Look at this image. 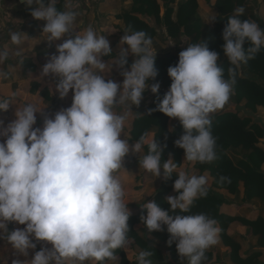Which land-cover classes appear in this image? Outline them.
<instances>
[{"label": "clouds", "instance_id": "9594fccd", "mask_svg": "<svg viewBox=\"0 0 264 264\" xmlns=\"http://www.w3.org/2000/svg\"><path fill=\"white\" fill-rule=\"evenodd\" d=\"M30 15L43 20V33L48 41L72 38L57 45L56 53L42 66L40 79L58 78L55 91L61 99L72 91L69 107L46 119L43 128L37 124V113L31 103L16 107L12 121L0 119V239L25 257L23 264H85L95 260L117 259L116 250L128 244V220L131 211L125 203V192L114 175L130 153L137 155L146 173L173 183L176 192L168 196L167 210L155 201L141 208V222L149 233L166 231L167 243H175L181 258L188 264H202L205 252L218 243L216 221L204 213H189L197 198L207 196V177L176 172L172 159L162 163L163 148L155 140L141 136L129 144L122 138L125 115L113 111L117 105L139 106L144 93L156 95V107L169 118L178 119L184 132L174 141L184 150L185 160L211 163L216 159V139L211 132V116L230 100L235 84L236 68L255 58L264 48V28L248 19H240L244 7H237L222 31V50L230 65L228 79L218 63L219 54L209 50L200 40L179 52L178 63L169 66L168 91L159 96L160 83L155 80L156 53L152 39L144 31L129 29L121 37V49L111 66L122 71L121 83L106 80L108 69L104 57L112 55L110 41L89 27L83 34L74 32V11H60L56 0H22ZM210 17L207 22H213ZM13 44L20 45L25 33L10 34ZM126 46V47H125ZM134 57L130 66L128 57ZM8 52L0 50V64ZM0 72V76H4ZM13 97L0 98V112L14 105ZM175 173V174H174ZM229 182L225 176L220 182ZM179 210V211H177ZM24 225L8 231L7 225ZM35 241V242H34ZM37 242L51 244L35 251ZM152 253L141 251L138 264H153ZM14 264H20L19 261Z\"/></svg>", "mask_w": 264, "mask_h": 264}, {"label": "trees", "instance_id": "16d2710c", "mask_svg": "<svg viewBox=\"0 0 264 264\" xmlns=\"http://www.w3.org/2000/svg\"><path fill=\"white\" fill-rule=\"evenodd\" d=\"M161 1L165 9L163 17H160V6L157 0H133L131 10L121 18L125 25L124 32L129 29L142 30L153 41V38L157 37L156 28L164 26L165 39L178 43L184 42L182 50L190 44L203 40L209 50H214L219 54L218 63L224 69L226 80L230 65L222 50V31L227 24V19L234 15L237 7L242 6L245 11L240 19L253 20L264 28V21L258 14L260 7L264 12V0H216L213 6L216 20L212 22V26L201 22L197 0L179 1L174 18L171 5L176 0ZM63 5L62 0L56 3L60 11H63ZM146 19H151L153 25L148 24ZM114 57L112 54L104 58L113 59ZM178 58L179 56L170 52L156 53L155 67L158 75L149 83H160V98L168 91L172 82L167 69L178 63ZM132 62L128 60L126 67ZM39 88L38 83L32 82L29 91L34 95L38 94L44 101L53 102L49 89L45 87L39 90ZM146 93L147 91L143 98ZM156 100L157 97L154 95L145 108L135 110V118L127 140L129 144H133L141 136H144L147 141L149 138L154 139L163 148L162 163L163 159L171 158L179 167L184 150L177 147L174 141L183 134L184 130L180 122H176L169 130L168 121L171 118L159 111H150L156 107ZM231 105H234L235 109L229 110ZM258 108L264 110V48L256 54L255 58L236 68L235 84L230 100L211 116V132L216 139V159L211 163L192 162L193 168L198 170L200 175L208 176L210 182L207 187V196L197 198L189 213L185 214L204 213L216 221L219 239L221 244L229 250L226 257L232 264H259L256 261L257 255L253 252L243 257L240 255L239 243L228 234V228L234 222L246 227L247 235L256 237V245L264 249V219L257 217L255 220H248L222 213L221 208L228 202L220 193L224 191L229 195L238 196L242 189L244 202L258 201L264 205V148L260 147V141L264 139V125H261L259 119L254 117ZM54 112L55 109L52 108L49 113L54 114ZM46 119H48L46 116L38 118L35 127H39ZM146 152L147 145L143 150L144 155ZM231 155L237 157L236 162L232 160ZM221 176L228 177L230 183L227 181L221 183ZM175 179L177 178L174 175L168 181L163 179L151 200L146 199L133 206L135 213L130 215L128 220V244L125 248L132 250L138 247L141 251L151 252L150 259L153 264H188L187 259L181 260L179 257L175 243L172 245L167 243L169 234L166 226H164V231L149 233L140 220L142 214L146 215V210L141 208L146 202L155 201L163 209L169 208L165 197L173 190ZM149 236L152 239H148ZM116 256L117 264H138L137 259L129 261L123 249H117ZM205 257L202 264H218L219 257L214 251L206 250ZM106 261L108 260H105L103 264Z\"/></svg>", "mask_w": 264, "mask_h": 264}, {"label": "crops", "instance_id": "0c3cea01", "mask_svg": "<svg viewBox=\"0 0 264 264\" xmlns=\"http://www.w3.org/2000/svg\"><path fill=\"white\" fill-rule=\"evenodd\" d=\"M62 1L64 4L63 11L67 10V7L71 6L70 4H75V0H62ZM76 1H80V0H76ZM92 1L94 2L92 14L91 12L88 11L83 12L82 13L83 15L79 16V18L82 19L81 22L76 26H72L73 31L83 34L89 27H91L98 36L104 35L110 41V46L112 48L113 54L115 53V51L119 52L122 47L120 44V40L121 37L124 35V30H125V25L121 18L126 12L131 10V7L133 5V0H92ZM179 1L181 0H176V2L171 5V7L174 10L173 18L175 17L177 3ZM208 1L210 6L212 7L216 2V0H208ZM45 2L47 3V0H45ZM58 2L59 0H56V3ZM157 2L160 6V17H163L165 12V9L163 7V2L161 0H157ZM200 2L201 0H197L198 5L200 4ZM260 11L261 10L259 9L258 12L260 13ZM213 14L216 15L214 11ZM146 22L148 24L153 25V21L151 19H146ZM44 24L45 21L34 19L30 15V10L26 9L24 3H21L20 0H0V50H4L8 52V58L4 61L3 64H0V72H3L5 74L4 76H0V91H1L0 98L2 97L7 98L14 96V100H15V98L18 97L17 94L18 90L13 91L11 89L12 83L14 81L13 75L16 76L18 75L19 77H21L20 78L21 81H26L28 78H30V76H32L31 77L32 81H36V80L38 81L40 76L39 73H41L40 70L42 69V66L49 60L52 54L56 53L57 45L63 43L64 40L66 39L72 38V36L74 35V33H70L67 34L65 37H62L60 40H55L50 42L47 40V34L42 32ZM206 25L209 26V24L207 23ZM156 30H157V37L153 38L152 41L153 50L162 53L170 52L171 51L169 50L170 46L174 45L173 40L165 39V37L163 36L165 34L164 26L157 27ZM18 31L24 32L25 37L27 35L26 33L29 34V39L27 41L23 40L20 45L13 44L10 39V34ZM19 52H22L20 55H23L20 64L17 61L13 62L12 59V57H15V55L18 54ZM115 59L116 57L113 59L104 58V61L107 62L108 64V69L111 68ZM25 67H27L28 69ZM105 79L108 80L110 78H106L105 76ZM43 80L44 81L53 80V82L55 83L56 78L52 76H48V77H44ZM37 81L36 83H38ZM5 84H11L9 86L10 93L8 95L6 92H4ZM53 90L55 91L54 86L53 88H49L51 95L53 93ZM29 96L31 95L29 94ZM24 101L25 100H21L20 102L22 103ZM60 110L55 109V112L54 114H52V116H54L55 113ZM7 113L8 111L0 112V119H4L5 121L8 122L9 121L8 118L7 120L5 118V115H7ZM41 116L37 117V121L38 118H40ZM47 118L49 119V117ZM7 122L5 124H7ZM263 170H264V166H263ZM209 182L210 180H208V185ZM220 193L224 196V198L228 202V204L224 205L221 208L222 213H225L230 216H239L241 218H246L248 220H255L257 217H262L264 219V205H262L258 201H251V202H246L244 204L236 205L233 199L225 197L224 193L227 192L220 191ZM153 196L154 194L152 195L151 198H147V199L151 200ZM240 196H243L242 189H240ZM253 203H257V204H253ZM138 204L140 203L128 205V208L133 210L131 215L135 213V209L133 208V206ZM246 230H247L246 227H244L238 222H234L229 226L228 234L232 236L239 243L241 248L240 255L242 257L247 253L253 252L257 255L256 261L259 264H264V249L259 248L256 245L257 238L247 235ZM139 235L141 234L139 233ZM148 239H152V237L149 236ZM137 248H134L132 250L128 248H123V252L129 261L137 259L138 254L141 252L139 248L138 250H136ZM207 250L208 251L212 250L214 251L215 254L218 255L219 257L218 264H224V263L227 264L224 261V259L228 260L226 254L229 250L223 245H221V241H220V245L215 244L214 246H211ZM129 252L130 253L133 252L131 253L130 257H129L130 255ZM96 263L97 261L95 260H89L86 264H96ZM104 264H117V259L108 260Z\"/></svg>", "mask_w": 264, "mask_h": 264}, {"label": "rangeland", "instance_id": "374dc122", "mask_svg": "<svg viewBox=\"0 0 264 264\" xmlns=\"http://www.w3.org/2000/svg\"><path fill=\"white\" fill-rule=\"evenodd\" d=\"M93 3L94 2L92 0H90V1L89 0L88 1L87 0H84V1H82V0L76 1L75 0V4H70L72 7L71 6L67 7V10L74 11L77 14L76 19H75L72 26H76L77 24H79L81 22L82 19L79 18V16H82L83 12L88 11V12H91V14H92ZM260 10L261 11H260V13L258 12V14L261 16V18L264 21V13H262L263 9L261 7H260ZM198 11H199L201 22L204 24L207 23V24H209V26H212V22H207L210 17L215 16V14H213V11H214L213 7L210 6L209 1L207 2V0H201L200 4L198 5ZM26 34L27 35L24 39L25 41H27L29 39V34L28 33H26ZM183 40H185V39H183ZM173 42H174V45L170 46V49H169V50H171L170 53L178 56L179 52L182 50V48H184V42H182L183 44L175 42V41H173ZM153 51H154V53L156 52V50H153ZM24 52H27V51H24ZM21 53L22 52H19L18 54L15 55V57H12L13 62L17 61L20 64L21 58L23 57V55H20ZM118 53H119L118 51H115L114 56ZM10 59H11V57H10ZM133 59H134V57L129 55L128 60L133 61ZM110 69H107V70H110ZM40 71H42V69ZM121 71L122 70L120 68L113 65L111 71L104 73V76H106V78H110L111 80H113L117 83H121L123 80V77L120 75ZM40 74L41 73H39V75ZM31 77L32 76H30V78L27 79L28 81L27 80L21 81V79H20L21 77H19L18 75L17 76L13 75L14 81L12 83L11 89L13 91L18 90V93H17L18 97L15 98L16 101L13 100L14 105H10L7 115H5L6 120H7V118L9 120L8 122L15 119L14 112H15L16 107H18V108L23 107L25 104H28V103L35 105L38 110L43 109V114L37 113L36 114L37 117H39L41 115L42 116L47 115V117H49V119L54 118V116H52V114L49 113L50 109L53 108V109L60 110L63 108H67L71 105V103H72V91L71 90L69 91L68 96L63 98V99H61L59 97V94L53 90V93L51 95L53 98V102L52 101L51 102L44 101L42 98H40L38 96V94H35V95L31 94L29 91L30 84L32 82L37 81L36 79H35L36 81H32ZM49 79H51V78H49ZM57 79L58 78H56L55 83H54L53 80L44 81L43 79H40V76H39V79L37 81L39 86H40L39 90H42L45 87H47L48 89L53 88V86L55 87ZM10 85L11 84H5V90L3 89L4 92L7 93V95L10 93V89H9ZM29 94L31 96H29ZM153 96H154V94L151 93L150 88H149V90H147L146 96L143 98L141 104L138 107L135 105H133L131 107L130 103L123 104V105H117L114 107L113 111L115 113L126 116L124 130L122 133L123 139L127 140L129 137V132H130L131 127H132V121L135 118V110L136 109L141 110V109L145 108L150 103ZM2 98H4V97H2ZM21 100H25V101L21 103L20 102ZM233 109H235V107H234V105H231L229 107V110H233ZM254 117H255V119H259L261 125H264V110L262 108L257 109ZM6 122L7 121H5V123ZM176 122H179V120L171 118L168 121L169 130L172 128V126ZM43 125L44 124H41L39 127L43 128ZM148 141L150 142L151 138H149ZM260 147L264 148V139L260 141ZM143 155H144L143 151L137 155H132L130 153L124 159V164H123L124 167H122L120 170H118L114 174L116 176V178L120 181V183L124 189V192H125L124 200H125V203H128V205L141 203L145 199L151 198L153 194L155 195V193H154L155 189H157L160 186V184L163 180L162 176L160 178L156 179V177L154 175H152L150 173H146L145 170L139 166L138 160L142 159ZM231 158L233 161H235V162L237 161V157H235L234 155H231ZM168 159H171V158H168ZM181 171L186 172L189 175H192V174H195L198 176L200 175L199 171L193 168L192 162L185 160V153L182 156L180 166L176 168L177 173L181 172ZM174 176L177 178L176 175H174ZM208 180H210V178L207 177V186H208ZM224 194H225L226 198L233 199V201L236 205L246 203L243 201V196H240V194L238 196H232V195H229L227 193H224ZM174 195H176V192L173 189L165 197V200L168 196H174ZM253 204H257V203H253ZM130 211H131V213L133 212V210H131V209H130ZM23 227H25V226L19 225L15 222H11L7 225L9 232L15 230L16 228H23ZM217 244L220 245L219 237H218V243ZM42 245L51 248V244H45V242H37V248L35 249V251L40 250ZM136 250H138V248ZM131 253H133V252H131ZM131 253H130L129 257L131 256ZM33 254H34V250H29V256L25 257L22 254H20L19 252H17L16 250H14L11 247V245L9 243H7L6 240L0 239V264H14V262H17V261H19L20 264H23L24 261L30 260L33 256ZM224 261L227 264H231L229 260L224 259ZM87 262L88 261H86L85 264ZM69 263L73 264L72 261H66V264H69Z\"/></svg>", "mask_w": 264, "mask_h": 264}, {"label": "water", "instance_id": "95a60500", "mask_svg": "<svg viewBox=\"0 0 264 264\" xmlns=\"http://www.w3.org/2000/svg\"><path fill=\"white\" fill-rule=\"evenodd\" d=\"M20 2L23 3L22 0H20Z\"/></svg>", "mask_w": 264, "mask_h": 264}]
</instances>
